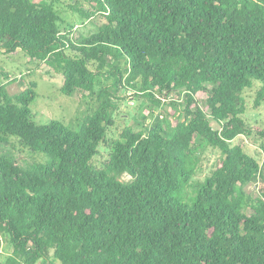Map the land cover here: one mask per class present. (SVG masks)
<instances>
[{"label":"trees","instance_id":"obj_1","mask_svg":"<svg viewBox=\"0 0 264 264\" xmlns=\"http://www.w3.org/2000/svg\"><path fill=\"white\" fill-rule=\"evenodd\" d=\"M87 2L90 12L69 7L103 23L74 42L52 3L0 0V55L20 52L61 73L64 96L91 97L99 78L112 80L78 133L37 125L35 92L0 86V145L14 139L47 158L21 169L0 156V246L11 248L0 264H264V184L257 198L243 191L264 183L263 165L233 144L258 139L264 164V130L242 118L244 91L259 84L254 109L264 102V0ZM123 85L158 108L171 92L182 103H169L179 107L174 122L159 115L146 134L124 128L98 169ZM204 146L221 159L185 197Z\"/></svg>","mask_w":264,"mask_h":264},{"label":"rangeland","instance_id":"obj_2","mask_svg":"<svg viewBox=\"0 0 264 264\" xmlns=\"http://www.w3.org/2000/svg\"><path fill=\"white\" fill-rule=\"evenodd\" d=\"M42 5L52 3L55 11L60 16L61 30H66L69 39L74 42H80L82 39L98 31V27L103 23V17L95 14L90 20L82 19L75 11L70 9V4L77 3V9L91 11L88 0H35ZM72 2V3H71ZM76 28V29H75ZM5 75V77L3 76ZM101 80V84L96 86L95 93L89 97L87 93L75 91L71 96L61 94L63 76L56 73L47 65L34 62L24 57L22 53L7 57L0 55V86L6 83V91L10 96L18 95L24 89H32L36 98L29 105L34 121L37 125H46L51 121H57L73 133H78L84 120L92 115L97 107V95L102 86H110L112 80ZM259 84H255L251 89L242 94L245 104V113L242 116L248 126L264 130V102L259 108L254 109L253 103L255 93ZM119 98L113 101L116 105L111 113L112 124L107 128L106 141L99 147L97 156L93 159L92 165L98 169H103L109 153V146L112 141L119 138L124 128L130 127L133 132H142L146 134L149 126L160 115L167 123L172 121L170 115L171 109L177 110L178 106L170 107L169 103H182V96L177 92H171L161 99V107H155L130 87L123 85V88L116 96ZM199 106L202 105V98L196 99ZM178 115L176 114L175 118ZM174 120V118H173ZM174 122V121H172ZM213 130H219L218 125L210 121ZM195 140V144H198ZM13 146L3 147L0 145V156L14 162L21 169H30L34 164H46L47 158L42 154H33L17 145L14 139H11ZM260 141L250 137H238L233 144H241L243 150L256 158L263 165L260 155ZM198 166L196 174L189 187L184 192L185 197L194 194L198 184L208 177L215 169L221 155L217 150L204 146L197 151ZM121 181L130 182L128 175H123ZM263 181L257 179L243 188L245 194L251 198L259 196V188L263 186ZM190 203V202H189ZM11 254V248L4 243L0 246V261H3ZM38 264H45L39 262Z\"/></svg>","mask_w":264,"mask_h":264}]
</instances>
